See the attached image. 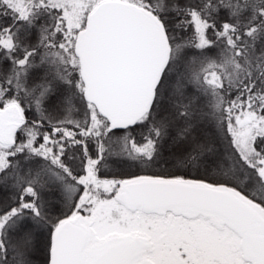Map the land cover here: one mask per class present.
Returning <instances> with one entry per match:
<instances>
[{
	"label": "snow or ice",
	"instance_id": "snow-or-ice-1",
	"mask_svg": "<svg viewBox=\"0 0 264 264\" xmlns=\"http://www.w3.org/2000/svg\"><path fill=\"white\" fill-rule=\"evenodd\" d=\"M264 264V0H0V264Z\"/></svg>",
	"mask_w": 264,
	"mask_h": 264
},
{
	"label": "trees",
	"instance_id": "trees-1",
	"mask_svg": "<svg viewBox=\"0 0 264 264\" xmlns=\"http://www.w3.org/2000/svg\"><path fill=\"white\" fill-rule=\"evenodd\" d=\"M37 259H38V264H39V261L42 259V256H40V255L38 254Z\"/></svg>",
	"mask_w": 264,
	"mask_h": 264
}]
</instances>
